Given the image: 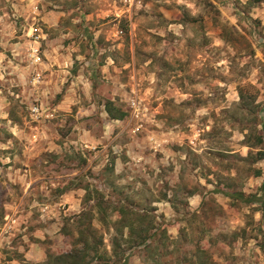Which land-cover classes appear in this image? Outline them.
Listing matches in <instances>:
<instances>
[{"label":"rangeland","instance_id":"374dc122","mask_svg":"<svg viewBox=\"0 0 264 264\" xmlns=\"http://www.w3.org/2000/svg\"><path fill=\"white\" fill-rule=\"evenodd\" d=\"M41 4L63 11L58 29H73L71 39L95 61L75 86L80 101L47 118L57 122V152L26 164L0 160L4 171L11 162L36 178L25 188L0 172V227L7 214L16 218L0 236V264H51L48 254L85 240L81 264L124 256L127 264H264V206L227 195L259 192L264 176V157L256 159L264 142L255 144L264 118V0H140L130 11L119 0ZM13 13L11 0H0L10 41L26 23ZM107 57L105 77L97 63ZM132 88L147 107L141 119L127 105ZM6 96L10 116L36 122L30 100ZM106 100L125 116H106ZM109 117L124 121L116 138L111 129L100 137ZM60 193L67 199L55 205ZM121 216L134 220L131 234ZM151 224L156 235L140 243ZM80 229L87 235L76 242Z\"/></svg>","mask_w":264,"mask_h":264},{"label":"crops","instance_id":"0c3cea01","mask_svg":"<svg viewBox=\"0 0 264 264\" xmlns=\"http://www.w3.org/2000/svg\"><path fill=\"white\" fill-rule=\"evenodd\" d=\"M11 5L15 10L13 14L23 16L26 23L22 26L21 33H15L18 39L10 41L8 36L14 34L11 22L2 20L0 16V118L1 124H3V128L0 129V160L4 163L13 157L23 159L22 163L26 164L30 158L40 153L57 152V148H60L56 139L59 138L55 128L57 122L42 118L34 123L33 121H21L15 115L10 116L8 112L10 101L6 92L13 94L15 98H21L19 102L25 97L28 101L30 100V103L39 96L48 111H52V113L68 110L80 101L77 97L79 91L75 86L78 82L85 84L88 79L87 75H90L87 65L93 64L95 59L87 57L80 45L71 39L73 29H58L60 18L63 15L62 10H45L41 0H11ZM40 20L42 23H39ZM31 32L39 35L36 44L39 46L42 57L43 81L37 88L30 87L28 84L30 66L26 52L32 43ZM78 64L80 65L78 66ZM110 64V57L97 63L100 72L106 73L105 77L111 76ZM4 82L14 83L16 88L12 90L7 88L5 92L1 88ZM56 92H60L61 96L58 100L50 103L49 100ZM100 106L103 107L104 102ZM103 113L108 116L106 112ZM103 113L101 112V114ZM102 122L107 129L100 137L109 135L108 132L111 129V137L116 138L119 132L117 126L124 121H111L109 117ZM78 140H82V135L72 138L70 141L77 142ZM14 143H17L18 147L14 148ZM3 168H0V172ZM3 172L10 177L13 175L25 188L30 187L36 180L32 177L28 167L22 168V166L11 164V162L6 165ZM67 196L65 193H60L57 197L58 201L54 204L61 203L62 198L67 199ZM45 205L46 208L49 207V205ZM33 248L34 244H31V249Z\"/></svg>","mask_w":264,"mask_h":264},{"label":"trees","instance_id":"16d2710c","mask_svg":"<svg viewBox=\"0 0 264 264\" xmlns=\"http://www.w3.org/2000/svg\"><path fill=\"white\" fill-rule=\"evenodd\" d=\"M261 0H251V2H260ZM104 106H105V110L107 112V114L111 117V118H123L125 116V111L122 110L121 108L119 107H116L113 103L112 100H106L104 102ZM260 124H261V129L258 130V134L256 136V142L255 144H261L264 142V118L261 119L260 121ZM246 137V136H245ZM264 157V151H261L259 150L257 153H256V159H261ZM255 174L256 175H261L262 172L260 169H257L255 171ZM227 195L231 198H236V199H240L242 200L243 202H246V203H251V202H255V201H259L261 203V205L264 206V176H263V179H262V182L259 186V192L257 193H250V194H245L243 191L241 190H234L233 192H229L227 193ZM96 205L97 206H101L103 205V202L102 201H97L96 202ZM122 212V210H121ZM79 216V215H78ZM262 216L264 217V210L262 212ZM121 220L123 221V225L125 227H127L128 229V233L131 234L133 229H134V220H138V221H144L146 220V217L144 215H139L137 214V216L134 218V220L132 221H125V218L121 216ZM154 228V226L151 224L149 225L145 230L143 235L141 231V234L139 236V242L140 243H144L146 242L147 240H151L154 238V236L156 235V232H151V230ZM88 230V228H87ZM83 235H87L83 232V230H79L78 231V236H77V241H79V238H82ZM85 238V237H84ZM83 238V239H84ZM85 240V239H84ZM85 249H89V246L87 245V242L85 240V244L83 245V247L81 248H78L77 245H75L73 247V249L69 252H64V253H58V254H48V259L50 260V263L51 264H81V261L84 259V250ZM91 250V249H90ZM115 254H116V251H114ZM120 264H127V258L124 256L122 258V261Z\"/></svg>","mask_w":264,"mask_h":264},{"label":"built area","instance_id":"2783aa9c","mask_svg":"<svg viewBox=\"0 0 264 264\" xmlns=\"http://www.w3.org/2000/svg\"><path fill=\"white\" fill-rule=\"evenodd\" d=\"M127 11H130L138 4L140 0H119ZM30 38L32 40L31 45L29 46L26 56L28 59V64L30 66V73L28 78V84L30 87L37 88L43 81V70L41 68L42 57L40 53L39 46L36 44L39 40V35L31 32ZM127 99V105L130 110V115L133 118L141 119L143 111L147 109L145 105H142L138 95L133 91ZM12 93V92H11ZM29 115L33 120L39 121L42 118H51L54 113L49 112L47 106L44 104L43 100L37 96L34 100L28 105ZM138 126L136 127V129ZM16 222V218L13 214H7L4 217V222L0 227V236L5 233H9Z\"/></svg>","mask_w":264,"mask_h":264}]
</instances>
